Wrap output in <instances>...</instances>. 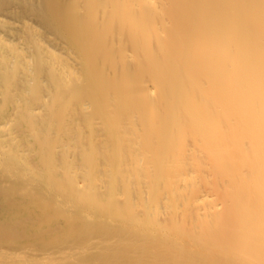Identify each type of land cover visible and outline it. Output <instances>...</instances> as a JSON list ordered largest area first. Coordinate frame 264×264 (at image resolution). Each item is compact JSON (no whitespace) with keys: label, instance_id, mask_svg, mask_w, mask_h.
Masks as SVG:
<instances>
[{"label":"bare ground","instance_id":"1","mask_svg":"<svg viewBox=\"0 0 264 264\" xmlns=\"http://www.w3.org/2000/svg\"><path fill=\"white\" fill-rule=\"evenodd\" d=\"M0 264H264V0H0Z\"/></svg>","mask_w":264,"mask_h":264}]
</instances>
